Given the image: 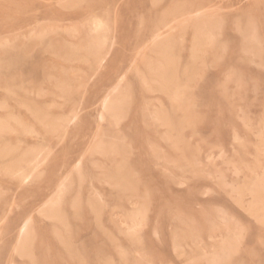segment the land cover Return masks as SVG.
<instances>
[{
  "label": "rangeland",
  "instance_id": "obj_1",
  "mask_svg": "<svg viewBox=\"0 0 264 264\" xmlns=\"http://www.w3.org/2000/svg\"><path fill=\"white\" fill-rule=\"evenodd\" d=\"M211 258L264 264V0H0V264Z\"/></svg>",
  "mask_w": 264,
  "mask_h": 264
},
{
  "label": "bare ground",
  "instance_id": "obj_2",
  "mask_svg": "<svg viewBox=\"0 0 264 264\" xmlns=\"http://www.w3.org/2000/svg\"><path fill=\"white\" fill-rule=\"evenodd\" d=\"M94 24H95V30L96 31H98V32H104L105 30H106V23H105V21H103L102 19H96L95 20V22H94ZM106 35L104 34L103 36H102V39L103 40H105L106 39ZM204 42H209V43H211L212 42V37H211V35H210V33H204ZM216 85V84H215ZM216 94V93H215ZM107 95V94H106ZM219 97V96H218ZM126 98V97H125ZM217 98V97H216ZM222 101V100H221ZM115 103H116V101L114 100V99H112V98H110V97H108V98H106L105 100H104V102H103V108L104 109H107L108 111H111L113 108H114V106H115ZM219 103H217V105H218ZM100 106H101V104H100ZM102 108V107H101ZM215 120V119H214ZM212 122V121H211ZM217 123V122H216ZM212 124V123H211ZM219 127H220V124H219ZM217 130V129H216ZM215 134V133H214ZM216 139H218V137H216ZM212 143V142H211ZM209 151V150H208ZM207 151V152H208ZM205 156H206V154H205ZM204 156V157H205ZM205 160H206V158H205ZM222 161V160H221ZM32 163V162H31ZM219 164H221L220 162H219ZM218 164V165H219ZM235 170V169H234ZM31 172H28V171H25V170H23V169H21V170H19V172H18V175H19V177L22 179V180H27L29 177H30V174ZM195 184H196V182H195ZM188 191V190H187ZM201 194V193H200ZM59 202V197H57L55 200H53V201H51V203H50V209H52L53 208V206H54V204H56V203H58ZM185 206H186V204H185ZM128 207H130V206H128ZM222 208H224V207H222ZM219 218H220V220L221 221H223V222H225V221H227L228 220V217H227V215L224 213V212H220L219 213ZM169 221H171V220H169ZM175 225V224H174ZM30 226H31V223H30V221H27L24 225H23V227H22V229H21V245L22 246H25V244H26V241H27V238L29 237V235H30V231H31V228H30ZM215 227H216V225H215ZM209 234V233H208ZM246 234V233H245ZM221 236V235H220ZM216 237V236H215ZM209 238V237H208ZM232 238L231 237H227L226 239H225V242H226V244H227V246H225L224 248H225V252L226 251H228V249L229 248H231L232 246H233V242H232V240H231ZM172 241V240H171ZM173 245V244H172ZM15 246V245H14ZM187 247V246H186ZM14 249V248H13ZM113 250V249H112ZM221 250V249H220ZM13 251V250H12ZM16 253V255H17V252H15ZM20 254V253H19ZM225 255V253H222L221 255H219V257L221 256H224ZM177 257V256H176ZM208 264H221V262L219 261V260H215L214 258H211L210 260H209V263Z\"/></svg>",
  "mask_w": 264,
  "mask_h": 264
}]
</instances>
